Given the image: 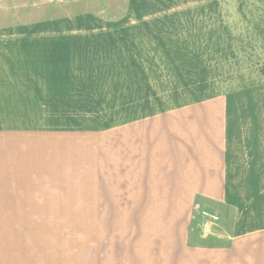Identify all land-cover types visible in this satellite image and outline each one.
Listing matches in <instances>:
<instances>
[{
  "label": "rangeland",
  "instance_id": "374dc122",
  "mask_svg": "<svg viewBox=\"0 0 264 264\" xmlns=\"http://www.w3.org/2000/svg\"><path fill=\"white\" fill-rule=\"evenodd\" d=\"M0 6L36 12L50 6L58 15L51 13L53 22L77 19L86 30L90 98L67 102L68 109L46 102L52 107L37 111L68 116L19 119L41 131L64 130L47 135L53 142L88 139L99 158L93 166L86 160L53 166L51 175L63 180L52 182L58 187L51 196L21 190L18 210L4 214L5 237L32 238L74 264L255 251V239L246 244L237 231L235 214L204 191L221 190L230 174L255 172V132L264 133V0H0ZM107 31L120 42L112 55L96 41ZM204 211L220 221L202 228Z\"/></svg>",
  "mask_w": 264,
  "mask_h": 264
},
{
  "label": "crops",
  "instance_id": "0c3cea01",
  "mask_svg": "<svg viewBox=\"0 0 264 264\" xmlns=\"http://www.w3.org/2000/svg\"><path fill=\"white\" fill-rule=\"evenodd\" d=\"M51 10L56 9L49 6L39 8L38 12L14 8L5 11L0 6V264H74L66 254L43 251L38 247L41 243L32 242V238L5 237L4 214L18 210L14 207L24 195L21 190L38 189L40 193L29 195L51 196V189L58 187L52 182L63 180L51 175L53 166H81L85 160L93 166L94 160H99L88 139L53 142L47 135L64 130L41 131L43 129L34 125L22 124L19 119L37 115L68 116L67 112L37 111H48L52 102H63L60 109H68L67 102L90 98L85 97V93L91 91L89 87L84 90L91 83L84 81V58L91 60V51L85 47L86 30L77 27V19L53 22ZM30 12L35 17L41 16L40 19H32L30 23L18 21L25 16L32 18ZM119 34L128 38L127 33L120 31ZM115 35L107 31L96 36L101 38L96 41H101V46L111 55L115 53L116 43L120 44ZM106 37L111 39L106 40ZM247 170L228 175L221 190L208 188L204 193L220 200L235 214L237 231L246 238V244L255 239V251H239V248L234 251L232 248L147 253L124 264H264V133L255 132V172ZM57 171L64 173L60 169ZM66 179L74 180L75 177Z\"/></svg>",
  "mask_w": 264,
  "mask_h": 264
},
{
  "label": "built area",
  "instance_id": "2783aa9c",
  "mask_svg": "<svg viewBox=\"0 0 264 264\" xmlns=\"http://www.w3.org/2000/svg\"><path fill=\"white\" fill-rule=\"evenodd\" d=\"M201 216L203 219L201 226L204 229H209L213 225H216L220 221V218L217 215H213V214H210V213L205 212V211L202 212Z\"/></svg>",
  "mask_w": 264,
  "mask_h": 264
}]
</instances>
